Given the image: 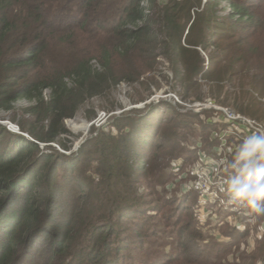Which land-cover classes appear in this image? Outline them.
I'll list each match as a JSON object with an SVG mask.
<instances>
[{"label": "trees", "instance_id": "obj_1", "mask_svg": "<svg viewBox=\"0 0 264 264\" xmlns=\"http://www.w3.org/2000/svg\"><path fill=\"white\" fill-rule=\"evenodd\" d=\"M158 78L184 100L201 81L217 96L237 81L234 110L264 124V0H0V113L28 105L11 119L21 134L0 126V264H222L248 236L219 221L205 240L186 215L196 194L166 198L172 161L196 157L181 146L192 122L171 105L92 126L70 153L65 121L122 84L143 101ZM157 218L177 252L151 249L167 235Z\"/></svg>", "mask_w": 264, "mask_h": 264}, {"label": "rangeland", "instance_id": "obj_2", "mask_svg": "<svg viewBox=\"0 0 264 264\" xmlns=\"http://www.w3.org/2000/svg\"><path fill=\"white\" fill-rule=\"evenodd\" d=\"M221 7L227 9V5L225 3H222ZM165 73L166 75H168V78L170 80L171 72L165 71ZM158 81L159 87L157 89L151 87L150 93H148L147 98L143 101L137 99V96L138 94H141L140 96H143L142 98H145V88L138 86L131 87L127 86L126 84H122L116 87V89L112 92L111 98L109 97V99L107 100L94 99L90 102L89 105L86 106V108L82 109L74 117V119L65 121V128L72 135L77 137L73 141L70 153H75L77 151L79 146L89 136L90 128L92 126L100 128L107 125L113 118L120 116L122 113H129L132 110L145 111V107L151 104L154 105L162 102L171 105V107L177 114L188 116L187 121L192 122L191 127L193 133L192 135L187 136L185 141L181 142V146H183L184 155H186L187 152L189 153V151H192L195 152L194 155L196 154V157L192 160H188L187 163L183 161V158L174 160V162L172 161V170L173 165L177 161L180 162L181 165L179 166V171H177L176 173L173 171L175 175L173 177V180L167 185L168 195L166 196V198L175 197L176 192L178 193L179 191L188 193L194 192L196 194V198L192 195H189L190 201L192 200V202L190 204L187 203V206L188 204L189 206H192V211L188 212L186 215H189L191 212L193 213V217L195 218L196 222H198L196 225V229L205 240L207 236L216 234V226L219 225V221H221L220 223L223 225V227H226L225 229L235 228L236 230H241V232L248 231V236L239 241L238 247L231 249L230 252L228 251L229 254L226 255V257L223 259L222 264H251L252 260V263L256 262L255 264H264V214H255L251 211V209L247 208V206H244L241 210L242 215L246 213L250 214L252 218L249 220L248 217L246 218L245 216L240 217V221L237 215L229 213L230 210L224 208L221 211L226 212L227 215L224 217L219 216L214 210L209 209V207L217 209V205L213 206L208 203L202 206L201 197L198 196L197 191H195L197 178L194 177L191 172L194 165H199L201 168L202 164L208 166L207 161L209 160V158H214L218 161L223 159V155L219 154L217 149L221 143L220 138L226 134V125L222 123L225 128H218L219 130L216 129L214 130L215 132H212V130L209 129L210 132L208 131V133L206 132L204 133V135H202L201 130L202 128H205V123L212 124V126L213 124L220 125L219 122L222 120V115L219 109H230L233 112L237 113L234 110L233 106V94H235V91H238V89L235 88L237 81H235L234 84L231 83L226 85L225 90L232 94L231 98L229 97L226 102H222L224 97L223 92H225V90L222 92V94H219L220 96H217V94L213 91L211 82L201 81L199 90L192 92L189 99L184 100L181 98V89H173L172 83L165 82L160 78H158ZM232 88L235 89L232 90ZM132 97L135 99H132ZM132 100H134L135 102H133ZM262 102L264 103V100H262ZM207 103H210L211 107L215 109L205 107ZM27 106L28 105L26 102H20L14 105V109L12 112H1L0 126L5 127L7 130L10 129L9 131L14 134H21L17 125L11 122V119L13 118V114H17V119H20L21 110ZM87 109L90 110V113L92 112L95 115V117L91 120H88L86 118L85 112ZM252 120L260 124L257 119L253 118ZM23 136L27 137L26 135ZM201 136L203 140L200 139ZM229 139H231V137H229ZM229 139H227L226 146L229 149H233L236 145L234 142L229 143ZM52 146L55 147L56 150L60 151V149L55 144H52ZM230 158L231 156L227 160H229ZM220 168H218L219 173L223 172V175L226 176L227 172L225 171V169L223 170ZM189 220L190 219L188 218V216L183 217L184 223L188 222ZM155 222L158 232L166 231L167 234L166 237H154V239L150 240V242H152V245H150L151 249L157 251L155 255L160 256L163 253L171 252L172 250H175L177 252L178 249L176 243V235L173 234L172 237H168L170 235V229H166L165 225L163 226L164 222L163 220H160V218H157ZM206 223H208V225H206ZM168 226L172 227V222L169 223ZM217 238L220 239L219 242L224 243V237L219 235L217 236ZM203 243L206 244L207 242L205 241ZM159 245L160 247H158ZM161 245L163 246L162 248ZM220 245L221 244L217 246ZM150 246L148 244H145L143 248H148ZM141 257L142 259L139 260H141L142 262L143 260L149 259H145V256ZM149 262H151V260L148 261V263ZM136 263H140V261H137Z\"/></svg>", "mask_w": 264, "mask_h": 264}, {"label": "clouds", "instance_id": "obj_3", "mask_svg": "<svg viewBox=\"0 0 264 264\" xmlns=\"http://www.w3.org/2000/svg\"><path fill=\"white\" fill-rule=\"evenodd\" d=\"M207 165L205 173L225 169L221 190L232 202L247 206L255 214H264V131L244 137L232 149L231 159L209 158Z\"/></svg>", "mask_w": 264, "mask_h": 264}, {"label": "built area", "instance_id": "obj_4", "mask_svg": "<svg viewBox=\"0 0 264 264\" xmlns=\"http://www.w3.org/2000/svg\"><path fill=\"white\" fill-rule=\"evenodd\" d=\"M205 107H208L210 109L212 108L210 103H207ZM219 111L222 115V120L219 123H224L227 128L226 134L220 138L221 143L217 149L218 153L223 155V159L220 161H224L231 156L232 149H229L226 146L227 139H229V137H234L235 141L240 142L244 137L252 134L253 132L264 131V125L261 123L259 124L256 121L250 118H246L238 113H235L230 109H219ZM180 165L181 163L178 161L173 165V171L175 173L179 171ZM207 167L208 166L204 164H202V168L199 165H194L191 170L192 175L197 178L195 191H197L198 196L201 197L202 206L208 203L213 206L217 205V209H228L230 210L229 213L237 215L239 220L240 217L245 216L246 218L248 217V220L251 219L252 216H250V214L246 213L242 215L241 210L245 205L232 202L228 194L225 191L221 190L223 186V179L225 178L223 172L219 173V169H216L214 171L210 170L205 173V169ZM220 169L224 170V168ZM197 185H199V187H197Z\"/></svg>", "mask_w": 264, "mask_h": 264}, {"label": "water", "instance_id": "obj_5", "mask_svg": "<svg viewBox=\"0 0 264 264\" xmlns=\"http://www.w3.org/2000/svg\"><path fill=\"white\" fill-rule=\"evenodd\" d=\"M10 130V129H9Z\"/></svg>", "mask_w": 264, "mask_h": 264}]
</instances>
